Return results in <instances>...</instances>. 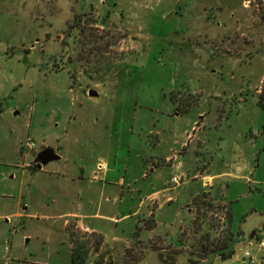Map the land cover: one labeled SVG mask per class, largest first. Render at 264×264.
Wrapping results in <instances>:
<instances>
[{"label": "rangeland", "instance_id": "1", "mask_svg": "<svg viewBox=\"0 0 264 264\" xmlns=\"http://www.w3.org/2000/svg\"><path fill=\"white\" fill-rule=\"evenodd\" d=\"M68 83L71 93L67 92ZM1 85L8 98L0 106L10 104L11 118L19 122L26 116L28 119L27 112L41 101L42 88L53 87L56 96L51 94L45 110L57 117L50 124L54 130L55 123L60 124L57 130L67 132L83 120L86 128L96 129L94 137L101 130H107L110 138L121 130L133 135L135 151L128 149L126 136L119 157L120 173L114 175L115 180L123 177L131 183L118 186L116 200L112 193L106 195L110 204L114 200L113 209L119 216L123 212L132 216L139 209L142 196L132 189L142 184V179L135 185L133 176L125 174L124 159L132 160L143 144H149L145 140L151 137L147 134L146 138L148 130L188 122L193 138L202 129L196 117L198 107L213 112L215 116H210L205 130L215 139L204 135L202 142L205 148L217 151L212 148L197 156L209 166L213 154L217 155L214 166H209L212 174L232 169L229 163L224 164V156L233 153L236 144L247 148L252 162L248 180L238 177L211 184V202L218 208L209 210L207 218L199 221L200 227L193 225L192 189L168 200L167 196L145 197L133 235H124L122 241H105L101 246L105 264H160V255L186 264L197 241H219L225 236L223 206L227 202L232 205L235 231L246 224L251 232L252 225L264 224V143L260 131L248 127L259 119L244 110L248 104V108L263 105V118L258 122L262 126L264 0H0ZM91 91L96 92L92 98L83 97ZM16 110L19 114L13 113ZM241 112L242 117L238 116ZM36 120L35 116V124ZM5 122V118L0 122V184L8 176L4 173L7 162L16 158L14 135ZM138 133L144 135L143 144ZM257 138L262 147L251 145ZM33 141L35 159L47 146ZM111 143L117 145V139ZM33 164L34 160L28 165L31 170ZM45 167L52 168L51 164ZM37 171V178H29L30 182L36 180L34 187L41 188L47 178H56V174ZM159 173L161 181L170 176L167 167L162 166ZM175 176L180 182L190 178L189 174ZM160 204L165 208L159 214L161 229L168 233L154 235L148 227L153 223L156 227L155 212ZM41 217L29 219L25 227L27 235L21 243L28 249V258L45 264H71V244L62 220ZM134 219L136 216L121 227ZM262 237L254 233L245 242L255 244ZM252 251L262 258L256 246ZM212 255L217 254L207 253V259ZM96 257L91 253L86 264H92Z\"/></svg>", "mask_w": 264, "mask_h": 264}, {"label": "crops", "instance_id": "2", "mask_svg": "<svg viewBox=\"0 0 264 264\" xmlns=\"http://www.w3.org/2000/svg\"><path fill=\"white\" fill-rule=\"evenodd\" d=\"M54 89L53 87L42 88L39 98L41 101L33 104L32 109L30 108L31 112H27L28 119L25 115L26 118H23L22 122H19L18 118H11L12 109L9 110L10 104H8V107L0 106V122L5 118V125L8 123L7 127L14 135L12 149H14L13 153L16 155L12 162H7L9 167L7 172L4 173H7L8 176L4 184H0V187L3 185L0 188V264H45L41 260L29 259L28 249L21 243L27 235L25 227L28 220L39 219L41 217L38 216L39 213L44 215L41 217L42 219L62 220L65 227L69 221H72L82 230L99 232L104 235L105 241H122L124 235L126 237L133 235L143 208L141 204H143V198L145 197L167 196L169 197L168 200L177 197L182 191L192 189L193 191L189 194L190 200L191 197L208 191L211 184L217 181H226L229 178L238 177L245 179V181L248 180L252 162L245 152L247 148L244 145L236 144L233 153L229 152L228 157H226L227 155L224 156V164L229 163L232 166L230 171L219 170L213 174L209 172V166L212 167L215 163V157L217 158L215 153L211 164H208L209 166L197 157L204 150L210 151L213 148H205L203 146L205 142L202 141L204 135L211 136L210 131H206L205 128L208 126L210 116H215L213 112L198 107L196 117H198L197 122L200 123L202 129H199V132L197 131L193 138H190L191 133L189 131L191 128L188 126V122L183 126L148 130L146 138L147 134L151 137L145 140L149 144L142 143L144 132L138 133L144 146L140 149V153L137 151L134 154L132 160L124 159L126 163L124 171L126 175L133 176L135 185L142 179V184L138 185L136 189H132L133 193H138L142 198L139 209L132 212V216L124 212L119 216L113 209L114 200L118 196L117 188L119 185H129L131 180L127 178V183L123 177L115 180L114 175L120 173L119 157L125 147L126 136L128 138V149L132 152L135 151L133 135L121 130L117 132L115 137L110 138L106 132L107 130L105 132L101 130L97 133L98 136L94 137L96 129L93 127L86 128L84 121L81 120L83 116H75L76 120L81 121L67 132L57 130L60 126L59 123H55L57 129L54 130L50 126L54 124L57 117L47 115L45 110L51 94L53 97L56 96ZM5 91V86L1 85L0 103L7 101L8 96ZM67 92H72L69 83L67 84ZM93 96L83 95L87 99ZM38 105L40 109H38ZM248 106L249 104L244 107L246 113L252 111L251 113L259 119L248 127L260 131V137L263 138L264 143V121L261 123L262 126L258 124L263 118V109H261L263 105H261L262 107L255 105V108H248ZM256 106L260 108V111L256 109ZM13 113L19 114L17 110ZM35 116L37 118L36 124L34 122ZM238 116L242 117V112ZM259 127H262V129ZM243 134V131L239 133L241 139ZM211 137L214 141V134ZM27 138L43 142L47 147L54 149L59 158L56 159L55 163H50L51 161L47 163L51 164L52 168H46L47 164H45L40 169L31 170L28 165L32 164L34 160L33 150L22 148V143ZM113 138L117 139V145H112V143L110 145ZM150 140H153V142ZM205 140H208V138ZM263 143L257 138L251 145L256 144L255 148H258L262 147ZM213 149L217 151V148L214 147ZM189 154L187 161L185 157ZM2 163L0 161V164ZM100 165H105L106 169L100 170ZM200 165L204 166V169L198 168ZM162 166L163 168H169L170 176L161 181L159 172ZM37 170L43 173L56 174V178L49 177L47 178L48 181L42 182L41 186L43 187H34L36 180L30 182L29 178L35 176L37 178ZM175 174L184 177L189 174L190 178L175 184L171 180V177ZM159 179L161 182H159ZM47 190L49 191L44 194V191ZM172 191L175 193L173 196L170 194ZM108 192L112 193L114 197L111 204L106 197ZM97 197H100L99 201L96 200ZM102 197L106 199L102 200ZM225 198L227 199L226 195ZM164 210L165 208L161 204L156 209L157 225L153 228L154 231L149 229L154 235L168 233L167 230L162 231L161 221L159 220V214ZM133 216H136V219L128 221L121 227L124 221L130 220ZM261 216L264 220V214ZM245 227L246 224L242 227L243 235L240 242L236 244L232 257L223 259L219 255H212L208 259L210 264H249L243 261L242 258L243 250L248 243L245 241L251 233L264 236V224L252 225L251 227L254 230L251 232L249 228ZM142 234L141 236H143ZM19 237L21 241H17ZM14 245L17 247L15 248ZM253 251L256 253L257 250L254 248Z\"/></svg>", "mask_w": 264, "mask_h": 264}, {"label": "trees", "instance_id": "3", "mask_svg": "<svg viewBox=\"0 0 264 264\" xmlns=\"http://www.w3.org/2000/svg\"><path fill=\"white\" fill-rule=\"evenodd\" d=\"M32 170H36V164H33ZM213 195L209 191L201 192L195 195L190 204L195 208V220L193 225L200 227V222L207 218L209 210H216L212 201ZM227 206H223L225 210L224 221L226 222V234L219 241H197V244L192 245L193 248L189 253V257L186 264H210L206 255L207 253H213L219 255L223 259L232 257L236 244L241 240L243 235L242 229L239 227L237 231L233 228V209L231 202L226 203ZM155 225L151 224L148 228L151 229ZM67 238L70 246V259L72 264H86L87 259L91 253H96L97 257L93 260L92 264H105V253L100 251L105 240L103 234L96 231H82V229L76 226L74 222H68L65 227ZM185 232H182L180 242L184 241ZM211 245V248L210 246ZM100 251V252H99ZM197 252V254L195 253ZM127 252V250H126ZM160 264H177L173 256H159Z\"/></svg>", "mask_w": 264, "mask_h": 264}, {"label": "built area", "instance_id": "4", "mask_svg": "<svg viewBox=\"0 0 264 264\" xmlns=\"http://www.w3.org/2000/svg\"><path fill=\"white\" fill-rule=\"evenodd\" d=\"M22 147L23 149H29V150H34V148L36 147V143L31 139V138H27L24 140V142L22 143ZM100 170H104L106 169L105 165H100L99 166ZM171 180L173 183L178 184L180 183V177L178 176H172ZM256 246L257 249L263 254L262 258L260 259V257L258 258L257 256H255L253 254L252 251V247ZM243 261L247 262V263H251V264H264V236L260 239L257 240L255 242V244H252V242H248L246 245V248L243 250Z\"/></svg>", "mask_w": 264, "mask_h": 264}, {"label": "water", "instance_id": "5", "mask_svg": "<svg viewBox=\"0 0 264 264\" xmlns=\"http://www.w3.org/2000/svg\"><path fill=\"white\" fill-rule=\"evenodd\" d=\"M91 95H95L96 92H90ZM59 158V155L56 154V152L54 151L53 148L47 147L42 149L38 155L36 156V158L34 159V162L36 164V168H41L42 166H44L45 164H47L48 162L52 161V160H56ZM254 235V233H251L250 236L252 237Z\"/></svg>", "mask_w": 264, "mask_h": 264}, {"label": "flooded vegetation", "instance_id": "6", "mask_svg": "<svg viewBox=\"0 0 264 264\" xmlns=\"http://www.w3.org/2000/svg\"><path fill=\"white\" fill-rule=\"evenodd\" d=\"M40 151H41V150H39V151L37 152L36 156L38 155V153H39ZM36 156H35V157H36Z\"/></svg>", "mask_w": 264, "mask_h": 264}]
</instances>
